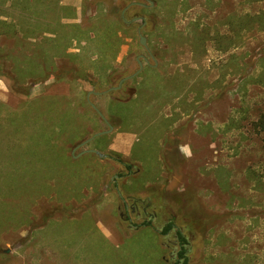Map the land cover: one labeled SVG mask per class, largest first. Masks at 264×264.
<instances>
[{
    "label": "rangeland",
    "instance_id": "1",
    "mask_svg": "<svg viewBox=\"0 0 264 264\" xmlns=\"http://www.w3.org/2000/svg\"><path fill=\"white\" fill-rule=\"evenodd\" d=\"M40 1L42 23L37 31L27 25L22 30L35 38L21 39L12 9L18 38L0 37V94L6 96L0 97V264H174L180 248L176 231L162 235L174 216L188 237L187 264H264V29L238 33L236 47L238 30L229 25L257 15L264 3L174 0L171 8L169 1L165 7L160 1L154 13L166 9L169 19L172 10L177 44L187 36L194 43L181 45L175 58L188 81L199 84L200 95L180 101L185 77L143 67L132 99L123 101L119 93L121 101L100 105L91 97L90 105L112 129L135 137L123 160L128 167H122L113 161L101 164L98 156L86 153H105L107 136L66 156L77 145L69 141L80 143L103 131L97 118L88 108L93 118L62 112L51 98L36 97L43 78L54 83L63 75L74 76L68 58L58 54V39L65 34L59 9L63 0ZM130 1L145 4L123 3ZM198 32L207 35L202 49ZM157 40L164 48V39ZM66 41L71 49L78 46ZM122 71L114 77L119 79ZM176 102L184 114L177 127L173 115H167ZM126 173L114 187L113 176ZM174 193L186 195L182 212L160 197ZM140 195L149 204L147 213H125L128 198ZM113 222L119 224L113 227ZM146 222L151 225L135 228Z\"/></svg>",
    "mask_w": 264,
    "mask_h": 264
},
{
    "label": "crops",
    "instance_id": "2",
    "mask_svg": "<svg viewBox=\"0 0 264 264\" xmlns=\"http://www.w3.org/2000/svg\"><path fill=\"white\" fill-rule=\"evenodd\" d=\"M160 1L161 0H149L148 8L143 9L136 7V9H134L140 12V17H144L145 19L150 20V22L152 21L154 24L153 27H145L142 31H140L136 25V23L140 24L139 21L132 25L125 24V22H128L129 18H127L126 15H122L126 7L123 0L61 1L59 3V9L61 14L64 15L61 17L60 21H62V26L64 28L63 33L65 34L58 39V43L61 48L59 49L58 54L63 58H68V62L72 65L67 67V69L71 72L74 71V78L69 77L68 79V77L63 75L62 77L57 78L54 83H47L46 81L42 82V92L36 97H49L53 100V103L56 102L58 104L62 112H68L69 114L74 112V114L76 113L77 115H80V117L84 115L88 116L89 114L86 111L88 109L90 111L92 110L91 112L94 113L100 128L103 130L104 125L100 121L101 119L99 114L97 115L94 112V109L96 108L93 109L92 105H90V99L92 97L94 98V101H98L100 105H104L111 101L114 102V97H117L116 99L120 98L121 96L119 93H116L113 96L110 95L108 98L105 97L104 100L97 99L99 95H103L99 93H102V91H105L108 88L109 75L113 70H128L130 71V74L138 70L136 59L139 56L145 57L149 65L142 64V68L139 69V75L128 83V86L131 83H133L132 86H134L133 88L131 87L133 91L131 92L130 99H132L136 94V86L137 83L140 82L139 78L143 67L150 70L163 69L166 73H174L178 76H182V78L185 77V80L182 79L184 80L183 88L181 89L180 94L177 95L180 97V101H185L187 103L188 97H194L196 95L199 97L201 89L198 88L199 84L197 82L194 84V81L192 80L188 81L186 77L187 75L184 74L182 70L177 69L181 66L176 60L177 54H179V51L182 50L181 47L184 44L186 45L189 42L191 43V39L187 36L186 39L183 40L185 41L183 42L184 44L181 43L182 46L177 44L180 41H178L176 35H174L177 31L173 30L175 15L172 10L169 14V19L166 17V9L165 12L163 10V12L157 14L154 13V11H157ZM167 1L164 0V7L167 2L170 3L172 8L174 0ZM255 1L257 3H264V0H245L244 2L246 4H252ZM154 6L155 8H153ZM206 7H208V2ZM89 8L93 9V14L88 12L87 9ZM261 10L257 15L261 14L262 16L264 14V7ZM257 15H254L253 17H257ZM233 16L235 20V14H233ZM202 17L205 18L206 16ZM156 20L158 23H156ZM222 23H220V25ZM254 30H256V28ZM50 37H52V39L54 38L53 35ZM140 37H143L146 41L144 46L140 44ZM206 37L202 33H197L196 41L198 48H203V42L201 39L203 40ZM159 38L164 39V48H160V40L159 42L157 40ZM66 39L75 40L74 43L78 44V46L75 47V50L71 49V47L69 48L68 41H66ZM203 41L205 43V40ZM175 42L176 45L174 44ZM191 44L193 47L194 43ZM147 53L153 57V60L150 61L148 59ZM168 54L171 55V59L169 61H167V59L163 60L162 56H166ZM73 80L81 82L83 87L81 86V89H78L77 83ZM54 84L60 86L58 91L55 90L57 86H54ZM63 85H67L69 87V89H66L67 91L64 93L61 92L64 90L62 89ZM34 87H38V85ZM92 93L96 94L90 96ZM189 94L191 96H189ZM177 96L174 98V101H177ZM0 97L6 96L0 94ZM179 102H176L175 104L171 103L170 106L172 109L170 108V110L173 111V114H167L173 115V125L175 127L178 126L180 118L184 115L183 112H180L183 108L178 105ZM184 109L186 110V108ZM89 117L93 118L92 115H89ZM89 127L91 126L88 124V128ZM54 129V127L47 128L48 133H52ZM62 130L64 131V129ZM107 137L108 142L104 150L105 153L101 155H118L127 161L129 157V150L131 149V141L135 139L134 135L123 132V130H119V128H117L113 129L112 134ZM78 143L79 142L77 140L73 139L69 141L68 145L74 146ZM65 149L68 148L65 147ZM66 156L70 157L71 152H69V154L66 152ZM95 158V160L98 159L97 157ZM103 161L104 159H100L101 164ZM104 163H106V161H104ZM157 182H153L152 184L156 185ZM114 218L110 219L113 220ZM118 224V222H113V227ZM106 234L110 239H112L110 231H108V233L106 232ZM115 236L116 238L120 237L118 236V233Z\"/></svg>",
    "mask_w": 264,
    "mask_h": 264
},
{
    "label": "flooded vegetation",
    "instance_id": "3",
    "mask_svg": "<svg viewBox=\"0 0 264 264\" xmlns=\"http://www.w3.org/2000/svg\"><path fill=\"white\" fill-rule=\"evenodd\" d=\"M141 1H144L145 4L137 3V2H134V1H130L129 3H127L126 7H125V10H124V12L122 14L124 16L126 15V17L129 18L128 22H125V24H127V25H132V24H135L136 22L139 21L140 24L137 25V27L140 29V31H142L145 27L150 28V27L154 26L152 21L150 22V20L145 19L144 17H140V15H139L140 12L134 10V9H136V7L137 8L138 7L139 8H143V9L149 7V0H141ZM149 24H150V26H149ZM145 44H146V41L144 42V45ZM144 45H142V46H144ZM147 55H148V59L150 61L153 60V57L149 53H147ZM136 61H137V64H138V70L135 71L132 74H126L127 73L126 71H122L121 72L122 75H120V78L118 79V77H114V75L116 73H118L117 70H113L110 73V75H109L108 88L105 91H102V93H99V94H108V95H112L113 96L116 93H120V94L124 95L125 99L123 101L129 100L131 98L130 96H131V92L133 90L130 87H128V83L130 82L131 79H134L135 77H137L139 75V69H140L139 63H141V65L142 64L149 65L147 59L145 57H143V56H139L136 59ZM124 72H126V73H124ZM94 94H96V93H92V94H90V96H93ZM121 100H122V98H118V99L114 100V102H118V101H121ZM92 107H93V109L95 108L94 106H92ZM94 112L97 115L99 114V116H100V119H101L100 121L104 125V129L100 133H104V134L99 135L97 137H94L95 136L94 135V136H92L90 138H87L84 141L78 143L77 145H75L73 147L72 151H71V156L72 157L75 156L80 151H86V149L88 147V144L90 142H92L93 140H95L97 138H100L102 136H109V135L112 134V130L113 129L110 126L111 125L110 122H107V120L102 115H100L99 111H97L96 109H94ZM110 119L112 120V123H114V124H115V122L117 123L116 119H114V118H110ZM91 138H93V139H91ZM87 140H90V141L88 143L84 144ZM92 151L93 150H89V151H86V153L94 154V155L98 156V158L104 159V161H113L115 163V165H117V166H118V164L119 165L121 164L120 166L123 165L122 167H128V166H126L123 163L124 159L121 158L118 155H113V154L101 155L97 151H93V152ZM123 169H118L117 172H123ZM127 175H128V173L121 174L120 176L119 175L113 176V178L111 179L113 181V183H114L113 186L115 187V185H117V181L122 180L123 178H127L126 177ZM158 193H160V191ZM140 196L141 197H138L139 198L138 199V203L134 201V200H136L135 198H128V200L131 201V204L129 205L128 203H124V212L125 213H129V212H131L132 214H135L136 212H142L143 214L147 213L149 205H147V201L145 200V195L144 196L140 195ZM167 196H169V195L168 194L167 195L163 194L161 196V194H160V197L162 199H163V197H167ZM139 204H140V206H139ZM119 210H120V207H119ZM169 222L173 223L172 224V228L167 234H165V236L168 235L171 231H179L185 237V239H186V241L188 243V237H186V235H185L186 231L184 233L181 229L179 230L176 227L177 225L174 223L175 222V216L172 219H170L169 221H167V223H169ZM127 223L129 225L131 224V219L130 218L128 219ZM149 225H151V223L147 224V222H146V224L139 225L138 227H135V228L138 229V228H140L142 226L146 227V226H149ZM156 232L160 234L159 231H156ZM187 232H189V231H187Z\"/></svg>",
    "mask_w": 264,
    "mask_h": 264
},
{
    "label": "trees",
    "instance_id": "4",
    "mask_svg": "<svg viewBox=\"0 0 264 264\" xmlns=\"http://www.w3.org/2000/svg\"><path fill=\"white\" fill-rule=\"evenodd\" d=\"M8 1H10V6L8 7L9 9L5 8V5ZM38 3L40 5H42L40 0H0V37H3L5 39L18 38L17 34H15L16 31L13 30V24H12L13 20L12 19H14V18L12 17V13L10 12V10L12 9L11 11H14V10L17 11L15 20L18 21V26L21 28L20 32H22V35L24 36L21 39L23 40L28 35H31L33 38H35L36 35L32 34L31 33L32 31H30L31 34L30 33L28 34L27 31L23 33V31H24L23 27L25 25L31 26V27L33 26L34 29L36 30L35 27H37L40 23H42V22H39V20L45 14L43 15V13H42L43 9L40 10L41 13L38 12V10H37V8H38L37 4ZM24 16H26V17H24ZM9 17L12 21L11 20L7 21ZM29 20H33V22L35 24H30ZM229 25L234 27V28H237V30H238L237 33L235 32L236 33L235 45L237 47L239 45V42H241V37L238 33L242 32V31L250 32V31L254 30L255 28L258 31H261L262 29H264V14L262 16H261V14H259V15H257V17H251L249 20L244 21V22L241 21V22H236V23L233 22L232 24L229 23ZM49 30H50V32H48V33L53 34V33H51V29H49ZM206 36L207 35H205V37ZM46 40H50V39H46ZM203 40H206V38ZM203 40H201V41L203 42ZM221 44H222L221 46L224 45L223 43H221ZM230 44H231V39L228 41V45H226V46L228 47V46H230ZM227 47H223L222 49L225 51ZM218 50H220V49H218ZM44 68L46 69L47 67H44ZM46 80H47V78L42 79V81H44V82ZM164 200L170 201V202L165 201V203L169 204L170 208L172 207L175 209V211H179V212H182L183 207H184L185 203L187 202V201H185L186 195L176 194V193L170 194L167 197H163V201ZM134 201L138 203V199H136ZM147 205H149V204H147ZM188 212H190V211H186L185 214H187ZM171 222L166 224V226L163 229L162 235L165 236V234H167L171 230L172 224H173ZM192 223L194 224L193 227L194 226L197 228L199 227L198 223H196L195 221ZM176 236H177V239H178L179 244H180L179 245L180 250L178 252V260L174 264H187L188 257L186 255L187 249L185 246H187L188 243H187L185 237L179 231H176Z\"/></svg>",
    "mask_w": 264,
    "mask_h": 264
},
{
    "label": "water",
    "instance_id": "5",
    "mask_svg": "<svg viewBox=\"0 0 264 264\" xmlns=\"http://www.w3.org/2000/svg\"><path fill=\"white\" fill-rule=\"evenodd\" d=\"M141 39V41H140V43L142 44V45H144V42H145V39L143 38V37H140ZM139 66H140V69L142 68V65H141V63H139ZM102 134H104V133H99V134H97V135H95L94 137H97V136H99V135H102ZM91 139H93V138H91ZM90 139V140H91ZM90 140H87L84 144H86V143H88ZM93 152V151H92Z\"/></svg>",
    "mask_w": 264,
    "mask_h": 264
}]
</instances>
